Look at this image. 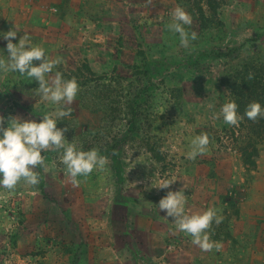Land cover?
I'll return each mask as SVG.
<instances>
[{"label": "rangeland", "instance_id": "374dc122", "mask_svg": "<svg viewBox=\"0 0 264 264\" xmlns=\"http://www.w3.org/2000/svg\"><path fill=\"white\" fill-rule=\"evenodd\" d=\"M177 6L197 33L188 48L167 27ZM11 29L13 43L28 33L60 61L46 79H76L57 128L108 163L73 185L62 150L43 152L37 185L0 188V264H264V131L255 130L264 117L249 120L240 99L250 75L264 82V0H0V58ZM38 87L0 72L5 128L9 117L39 123L55 110ZM229 101L244 117L237 126L216 118ZM202 133L206 150L187 158ZM161 180L174 183L155 188ZM181 189L186 214L223 216L208 230L219 250L201 251L159 210Z\"/></svg>", "mask_w": 264, "mask_h": 264}, {"label": "clouds", "instance_id": "9594fccd", "mask_svg": "<svg viewBox=\"0 0 264 264\" xmlns=\"http://www.w3.org/2000/svg\"><path fill=\"white\" fill-rule=\"evenodd\" d=\"M153 0H147L150 5ZM53 11H55L53 9ZM172 22L167 25L173 33L179 34L180 45L188 48L190 41H195L197 33L189 34L185 25L192 24L191 16L181 7L177 6L172 12ZM17 31L11 29L3 33L7 41V58H0V72L19 73L31 80L38 82L37 94L43 101L56 105L54 111L43 115L42 122L22 120L18 117H9L8 126L5 128V118L0 116V188L12 191L23 181L26 185L35 186L39 183L37 167H47L43 152L60 151L61 163L66 167V174L73 185H77L78 176H88L96 168L104 169L108 163L107 157L100 155L98 149L78 151L74 143H69L65 138L68 128H57V119L71 115L73 104L79 85L75 78L65 80L62 73L57 71L51 74L59 60H50L45 55V50L40 46L31 44L28 33L19 39L18 44L12 41L17 38ZM33 61H40L39 66H34ZM251 78V75L249 76ZM238 105L234 101L222 105L216 118L222 117L230 126H237L244 118L237 113ZM249 120L256 121L264 117V108L258 102H251L244 113ZM207 133L196 136L191 141L192 150L187 153V158L195 159L198 154H203L209 144ZM174 182L161 180L155 188L167 189ZM186 197L183 190L167 192L158 204L160 211H166L167 217L174 219L176 228L192 237L191 243L203 252H209L220 245L210 240L208 230L213 221L218 226L223 222V216L218 215L215 208H209L203 213L186 214Z\"/></svg>", "mask_w": 264, "mask_h": 264}, {"label": "trees", "instance_id": "16d2710c", "mask_svg": "<svg viewBox=\"0 0 264 264\" xmlns=\"http://www.w3.org/2000/svg\"><path fill=\"white\" fill-rule=\"evenodd\" d=\"M245 72L247 74H257L256 67H245ZM65 80H68L67 78ZM228 85V83L226 84ZM232 88V85H231ZM243 96L240 97L242 103L244 104V107L247 108V106L251 102H258L261 104V107L264 108V82L258 81L257 77H251L248 79V84L243 88ZM245 102V103H244ZM263 124L261 126L257 125L255 127V130H261L264 131V118L263 122H259L258 124ZM263 126V127H262Z\"/></svg>", "mask_w": 264, "mask_h": 264}]
</instances>
